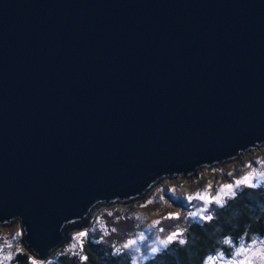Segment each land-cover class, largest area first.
<instances>
[{"label": "water", "instance_id": "1", "mask_svg": "<svg viewBox=\"0 0 264 264\" xmlns=\"http://www.w3.org/2000/svg\"><path fill=\"white\" fill-rule=\"evenodd\" d=\"M255 145L264 0H0V223L37 261L94 206Z\"/></svg>", "mask_w": 264, "mask_h": 264}, {"label": "rangeland", "instance_id": "2", "mask_svg": "<svg viewBox=\"0 0 264 264\" xmlns=\"http://www.w3.org/2000/svg\"><path fill=\"white\" fill-rule=\"evenodd\" d=\"M246 149V151L242 150L234 155V159L230 158L227 162L223 160L221 163L200 166L195 169L193 174H189L188 176L160 178L150 185L141 196L134 199L96 205L87 212L85 225H80L76 229H86L87 227L91 229V227L101 226V229L104 231L106 229L107 232L104 239L109 243L114 242L120 247L129 239H135L140 233H143L146 239L143 241L138 240L136 245V247L140 248L139 252H136L134 248L125 250L129 254L131 261L138 263L143 260L140 257L151 255L148 249L156 235L163 238L167 233L174 231L177 226L185 228L188 222L197 221L193 217H188L187 214L197 211L198 208L203 206L204 202L199 199L188 201V196H194L195 193L203 191L209 183L212 184L210 194L215 195L218 185L231 183L241 175L251 171L252 168L264 169V145H255V147L251 146ZM258 161L262 163H258ZM249 162H251V167L248 166ZM228 173L232 175L229 176ZM172 188H175L174 193L168 191ZM148 201L151 202L149 203ZM213 206L215 204L211 205L209 210ZM169 213H180V216L176 219H162L168 216ZM155 220H159L160 224L156 228L150 229L149 226ZM161 227L165 230L162 233L158 232V229ZM113 228L116 231L113 232ZM74 230L75 228L66 229L62 243L52 249L48 255L57 251ZM17 232H19V227L16 220H11L8 224L0 223V244L3 243L4 238L11 239ZM253 236L258 237L251 235L244 242L247 244ZM18 239L19 237L12 240L11 248L6 245L4 246L3 251L5 254L10 251L13 252L17 248V245L23 248ZM235 246L236 243H233L231 248ZM219 251V249H215L205 254L200 264H204L208 256H214ZM4 264L11 263L9 260H6ZM210 264H221V262H210Z\"/></svg>", "mask_w": 264, "mask_h": 264}, {"label": "trees", "instance_id": "3", "mask_svg": "<svg viewBox=\"0 0 264 264\" xmlns=\"http://www.w3.org/2000/svg\"><path fill=\"white\" fill-rule=\"evenodd\" d=\"M263 210L264 184L258 188H242L224 208L216 205L211 208L213 220L188 222L185 225L187 231L184 233L188 241L186 244L179 245L174 242L167 249H161L159 253L149 255L147 260L143 259L135 264H200L203 256L215 249L226 254L232 246L223 243L226 238L236 243L245 232H247L245 240L251 235L261 238ZM83 230H88L89 233L80 252L81 255L88 257L86 261H81L73 251H65L73 243L75 233ZM106 234L101 226L91 229L75 228L57 251L38 261V264H134L125 250L115 252L120 246L106 241L104 239ZM17 247L21 248L19 245ZM21 249L22 254H15L13 259L9 260L11 264H28L30 255ZM76 251H80L79 247Z\"/></svg>", "mask_w": 264, "mask_h": 264}, {"label": "snow or ice", "instance_id": "4", "mask_svg": "<svg viewBox=\"0 0 264 264\" xmlns=\"http://www.w3.org/2000/svg\"><path fill=\"white\" fill-rule=\"evenodd\" d=\"M258 163H262L258 161ZM249 167H251V162H249ZM231 176V173H228ZM264 184V169L252 168L251 171L241 175L238 179H235L231 183L220 184L216 187L215 195H211L212 184L209 183L206 185L203 191L195 193L194 196L190 195L187 197L188 201L193 199H199L203 201V206L198 208L195 212H189L188 217H193L197 221H211L214 219L212 212L209 210L210 206L215 204L219 208H224L228 201L235 198L238 195V191L242 188H258ZM170 192H175V188L169 189ZM149 203L151 201H148ZM180 213H169L168 216L163 217L162 219H176L179 218ZM160 224L159 220L152 222V225L149 226L150 229L156 228ZM103 227V226H102ZM106 231V229H105ZM112 231H116L115 228ZM164 228H159L158 232H164ZM187 231V228L176 227L174 231L167 233L163 238L159 235L155 236L151 246L148 251L150 254H156L161 251V249H167L169 245L178 243L179 245H184L188 241L184 236V233ZM88 230H83L75 233L73 236V243L70 245V248L65 251H73L74 255H78L81 261H86L87 256L81 255L83 244L85 239L88 237ZM21 235L20 232H17L15 236L11 239L4 238L3 243L0 244V264H4L6 260H12L15 254H22V249L17 247L14 252L10 251L7 254L4 253L3 248L6 245L7 247H12V240L18 238ZM247 232H245L238 241L234 248H230L227 256L224 251H219L216 255H210L204 261V264H210V262L220 261L221 264H264V239L258 237H251L250 241L246 244L244 242ZM146 237L143 233H140L139 236L135 239H129L125 242L120 248H116L115 252L120 253L126 249L134 248L136 252L140 251L139 247H136L137 241H143ZM224 244L232 245L234 241L230 238H226L223 241ZM79 247L80 251H76ZM140 259L147 260L148 256H142ZM28 264H38V261L29 256ZM135 264V262H134Z\"/></svg>", "mask_w": 264, "mask_h": 264}]
</instances>
